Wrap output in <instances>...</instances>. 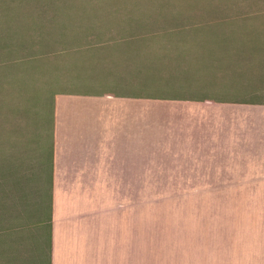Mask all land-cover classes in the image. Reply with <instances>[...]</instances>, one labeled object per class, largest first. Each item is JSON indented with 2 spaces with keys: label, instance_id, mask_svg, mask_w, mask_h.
Segmentation results:
<instances>
[{
  "label": "rangeland",
  "instance_id": "374dc122",
  "mask_svg": "<svg viewBox=\"0 0 264 264\" xmlns=\"http://www.w3.org/2000/svg\"><path fill=\"white\" fill-rule=\"evenodd\" d=\"M263 63L264 0H0V264H48L57 93L264 101ZM178 150L137 159L136 264H264V159Z\"/></svg>",
  "mask_w": 264,
  "mask_h": 264
},
{
  "label": "crops",
  "instance_id": "0c3cea01",
  "mask_svg": "<svg viewBox=\"0 0 264 264\" xmlns=\"http://www.w3.org/2000/svg\"><path fill=\"white\" fill-rule=\"evenodd\" d=\"M247 90L264 96V84ZM52 126L48 264H136L137 159L174 158L183 143L264 159V101L61 92Z\"/></svg>",
  "mask_w": 264,
  "mask_h": 264
},
{
  "label": "trees",
  "instance_id": "16d2710c",
  "mask_svg": "<svg viewBox=\"0 0 264 264\" xmlns=\"http://www.w3.org/2000/svg\"><path fill=\"white\" fill-rule=\"evenodd\" d=\"M115 95H117V94H115ZM125 96L136 97V98H159V97H153V96H139V95H125ZM52 155H53V141H52V145H51V150H50V155H49V162H48L49 174H50V168H51V165H52ZM48 191H49V176H48Z\"/></svg>",
  "mask_w": 264,
  "mask_h": 264
}]
</instances>
